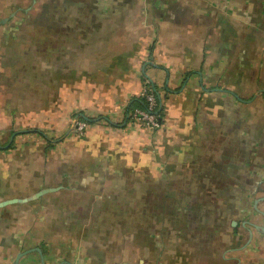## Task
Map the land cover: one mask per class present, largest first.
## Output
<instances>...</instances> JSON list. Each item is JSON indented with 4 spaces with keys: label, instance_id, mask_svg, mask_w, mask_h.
<instances>
[{
    "label": "crops",
    "instance_id": "obj_1",
    "mask_svg": "<svg viewBox=\"0 0 264 264\" xmlns=\"http://www.w3.org/2000/svg\"><path fill=\"white\" fill-rule=\"evenodd\" d=\"M43 189L0 264H264V0H0V202Z\"/></svg>",
    "mask_w": 264,
    "mask_h": 264
},
{
    "label": "built area",
    "instance_id": "obj_2",
    "mask_svg": "<svg viewBox=\"0 0 264 264\" xmlns=\"http://www.w3.org/2000/svg\"><path fill=\"white\" fill-rule=\"evenodd\" d=\"M141 97L144 100V105L141 108H135L132 112L134 124L147 127L151 130L160 128L161 100L156 92V88L148 82L142 91ZM86 127L87 120H77L74 130L77 134L82 135L85 133Z\"/></svg>",
    "mask_w": 264,
    "mask_h": 264
},
{
    "label": "water",
    "instance_id": "obj_3",
    "mask_svg": "<svg viewBox=\"0 0 264 264\" xmlns=\"http://www.w3.org/2000/svg\"><path fill=\"white\" fill-rule=\"evenodd\" d=\"M78 119L76 118L72 127L74 128L75 127V123ZM47 190H50V189H43L39 192H36L32 195H29L27 197H24V198H14V199H10V200H7V201H4V202H0V207L1 206H4V205H7V204H10V203H15V202H18V203H27V202H30V201H33L35 199H37L38 197H40V195H42L43 193H45ZM25 254V252H21L18 254L16 260H15V264H19V260H20V257H22L23 255Z\"/></svg>",
    "mask_w": 264,
    "mask_h": 264
},
{
    "label": "trees",
    "instance_id": "obj_4",
    "mask_svg": "<svg viewBox=\"0 0 264 264\" xmlns=\"http://www.w3.org/2000/svg\"><path fill=\"white\" fill-rule=\"evenodd\" d=\"M142 101H143V104L142 105H144V100L142 99ZM90 122V121H89Z\"/></svg>",
    "mask_w": 264,
    "mask_h": 264
}]
</instances>
